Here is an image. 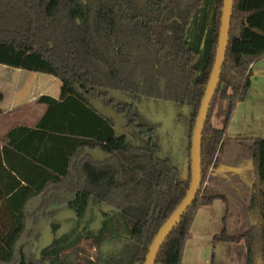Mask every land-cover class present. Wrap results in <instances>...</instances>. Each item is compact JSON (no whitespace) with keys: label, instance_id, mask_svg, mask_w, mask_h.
<instances>
[{"label":"trees","instance_id":"obj_1","mask_svg":"<svg viewBox=\"0 0 264 264\" xmlns=\"http://www.w3.org/2000/svg\"><path fill=\"white\" fill-rule=\"evenodd\" d=\"M223 3L0 0V65L62 84L59 99L38 98L45 111L32 128L18 127L0 144V264H60L62 253L84 238L99 249L103 264H112V257L121 264L146 262L157 232L190 186L192 132L215 62ZM262 59L264 0H234L226 60L203 133V183L156 264H181L197 211L226 201L205 184ZM143 100L185 111V177L160 157L155 130L137 108ZM218 100L227 102L221 128L211 118ZM251 141L253 225L237 236L224 228L214 242L244 241L247 264H264V137ZM60 210L72 215L63 222L69 229L58 235ZM46 222L52 237L36 247L35 232Z\"/></svg>","mask_w":264,"mask_h":264},{"label":"crops","instance_id":"obj_2","mask_svg":"<svg viewBox=\"0 0 264 264\" xmlns=\"http://www.w3.org/2000/svg\"><path fill=\"white\" fill-rule=\"evenodd\" d=\"M23 84L7 79L4 74V68L2 66L0 67V92L4 95V99L0 103V109L2 110V114L0 115L1 145L12 130L21 126L32 128L45 111L43 105L37 104L38 98L42 95L30 97L26 89H21L20 85L23 86ZM61 88L62 84L60 92L47 96L59 99L61 96ZM226 110L227 107H224L223 111L216 116L218 119L216 121L217 124H213L215 127L221 128ZM263 137L264 59L258 61L253 66L250 90L246 100L240 103L235 110L227 130V139L222 144V148L217 154L219 165L216 169H213L208 180V188L216 193L224 195L226 201L217 199L212 205L201 207L197 211L191 226L192 235L185 244L181 264H247V247L244 241L214 242V236L220 234L224 228L226 229V219L229 210L232 207L237 209L239 207L238 201L244 202L246 209H248L251 198V187L254 180L252 160L249 162L248 166L246 163L244 164V168H248L247 171L250 180L248 189L245 191L246 193L243 197L231 203L230 195L226 194V188L232 184L233 179H235L237 175L239 179H241L240 173L243 171L241 163H237L235 157L231 158V162L229 161L227 157L229 148H231L232 152H236V154L239 155V151L244 144L249 143L253 145L251 139ZM29 146L30 140L28 139V147ZM223 155H225V158L222 157ZM232 166H237V173L232 171ZM235 185L240 186L238 182H235ZM32 228H34V225H31L30 229ZM68 228V225L66 227L62 226L60 232H66ZM240 234H242V232L239 233V235ZM60 261V264H69L68 260V262H63L62 258ZM112 264H121V260L118 257H112Z\"/></svg>","mask_w":264,"mask_h":264},{"label":"rangeland","instance_id":"obj_3","mask_svg":"<svg viewBox=\"0 0 264 264\" xmlns=\"http://www.w3.org/2000/svg\"><path fill=\"white\" fill-rule=\"evenodd\" d=\"M4 68L5 77L13 82L24 83L23 86L20 85L21 89H26L28 95L33 97L34 95H53V93L60 92L61 82L54 77L42 74L22 71L10 67L0 65ZM56 91V92H55ZM40 93V94H39ZM112 96H116L118 100L131 102L129 98L120 97L117 93H112ZM227 102L225 100H218L216 102L213 114L212 123H216L220 112L226 108ZM137 108L140 110L142 115L149 120L150 127L155 130V142L160 148V157L164 160H169L172 165L178 169L180 175L185 177L187 175L188 169V152L187 145L188 141L186 139V128H187V118L183 114L185 111H181L174 107L166 108L164 104L155 105L154 102L148 100H143L137 102ZM175 109V110H174ZM112 118L120 122V119L115 113H112ZM216 118V119H215ZM217 124V123H216ZM134 136V135H133ZM129 141H133V138L128 135ZM147 144V140H144L143 145ZM253 145L247 143L242 146L239 151V155L236 152H232L229 148V154L227 155L229 161L231 158L235 157L237 163H241L242 170L240 173L241 179L235 174V179L231 185L226 188V194L230 195L232 203L236 199H241L248 189V183L250 177L248 175L247 167L244 168V164L247 166L252 160V150ZM222 157L225 158V155ZM239 159H238V158ZM242 159V161H241ZM244 159V160H243ZM241 161V162H239ZM237 166H232V171L237 173ZM235 182H238L240 186H236ZM205 186L208 188V181ZM210 190V188H208ZM239 207L231 208L226 219V229L229 235L237 236L239 233H243L248 230L253 225V219L248 209L245 207V203L238 201ZM72 214L66 210H60L55 214V218L61 221L62 226L66 227L68 224L63 223ZM43 224V225H42ZM40 227H37L35 232V245L36 247H43L48 244L52 235L48 223H42ZM45 225V226H44ZM44 226V227H43ZM61 226V227H62ZM69 229V228H68ZM61 234L60 229L58 235ZM105 252V245L101 247ZM32 253L31 246L26 248V254L29 256ZM63 262H68L69 264H103L100 261V251L95 247L94 243L90 240L84 238L77 246L71 250L65 251L60 256ZM59 262L61 263V261ZM68 260V261H67Z\"/></svg>","mask_w":264,"mask_h":264},{"label":"water","instance_id":"obj_4","mask_svg":"<svg viewBox=\"0 0 264 264\" xmlns=\"http://www.w3.org/2000/svg\"><path fill=\"white\" fill-rule=\"evenodd\" d=\"M234 10V0H224L220 34L215 55L214 66L206 85V89L198 109L191 138L190 161H191V181L189 189L169 218L163 223L157 232L146 257L144 264H156L157 257L166 240L176 228L183 215L192 207L197 198V194L202 186V139L210 109L218 89L222 68L226 60L227 48L229 44V33Z\"/></svg>","mask_w":264,"mask_h":264}]
</instances>
